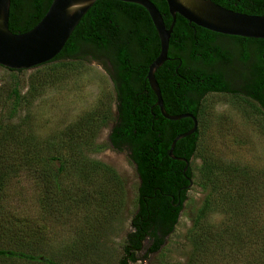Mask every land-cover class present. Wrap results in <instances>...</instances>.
Masks as SVG:
<instances>
[{
	"label": "trees",
	"instance_id": "1",
	"mask_svg": "<svg viewBox=\"0 0 264 264\" xmlns=\"http://www.w3.org/2000/svg\"><path fill=\"white\" fill-rule=\"evenodd\" d=\"M150 1L168 28L171 17L165 1ZM211 1L237 13L264 17V0ZM50 2L10 0L9 30L13 33L30 30L44 16ZM226 38L176 16L169 39L168 59L155 72L166 113L190 114L197 121L196 132L179 140L173 150L174 157L188 162L185 172V163L169 158L168 151L173 139L190 130L193 122L190 118L166 120L155 106L156 98L148 86L146 74L148 66L159 54V41L142 7L112 0L95 2L76 25L61 52L44 64L65 59L86 60L80 42L88 41L98 50L111 53L109 59L113 74L110 68L105 70L113 83L114 116L109 119L105 103L102 102L95 120L83 123L86 135L80 137L79 141L89 147L95 135L93 129L111 120L109 148L127 157L138 178L136 210L123 239L117 264L136 263L144 245L146 253H157L173 232L194 178L189 163L198 151L202 99L209 94L229 95L251 107L257 106L264 117V40L234 36ZM237 67L240 69L236 70ZM47 77L33 78L30 85L35 88ZM8 92L6 112L11 119L27 105V100L16 83L9 87ZM2 121L4 119H0V264H60L57 256L47 250L51 242L43 227L45 220L39 217L40 213L43 215L39 198L34 203L33 214L14 212L10 208L13 200L8 188H12L13 178L24 169V164L33 165L44 174L46 189L53 196L52 203L56 208L61 212L71 208L68 201L77 207L78 201L70 198L68 190L60 184L67 164L65 160L68 159L38 154L39 145L32 144L35 139L31 134L19 136L15 129L13 133L9 132L10 126L5 124L3 127ZM6 133L8 136H5ZM79 141L73 139L69 147ZM78 148L70 149L69 154L77 155ZM88 163H84V167ZM53 164L56 165L54 172ZM91 166L92 174L96 175L101 170V176L107 175L100 203H94V206H98L100 212V206L105 208L109 197L113 196L115 213L123 196L119 177L102 164L93 161ZM197 174L198 185L209 187L213 193L219 194L223 201L221 207L225 212L228 210L229 215L226 223L214 227L204 222L202 211L198 213L200 216L193 220L186 234L191 252L185 264H207L210 258L212 262L208 264H264V233L256 235L246 227L252 202L246 204V213L243 214L241 210L244 201H247L244 199H251L255 194L252 189L256 188L258 198L264 192V183L257 186V172L250 174L246 170L215 162L208 156H201ZM89 179L93 181L94 178ZM247 189L250 190L248 197ZM207 200L205 205L208 204ZM49 208L48 204L47 210ZM98 217L103 218L98 214L94 220ZM81 242L79 239L78 244L81 245Z\"/></svg>",
	"mask_w": 264,
	"mask_h": 264
},
{
	"label": "rangeland",
	"instance_id": "2",
	"mask_svg": "<svg viewBox=\"0 0 264 264\" xmlns=\"http://www.w3.org/2000/svg\"><path fill=\"white\" fill-rule=\"evenodd\" d=\"M106 62L101 64L89 57L82 61L65 59L20 73H10L0 67V119H4L3 127L5 124L10 126L9 132L13 133L15 129L19 136L31 134L35 139L32 144L39 145L40 155L64 156L68 159L65 160L67 164L60 184L68 190L70 198L78 201L77 207L67 200L71 208L62 212L56 208L52 203L53 196L46 189L44 174L33 165L24 164V169L13 178L12 188H8L13 200L10 208L14 212L33 214L34 203L39 198L43 208V215L40 213L39 217L45 220L43 227L51 242L47 250L57 256L60 264H117L123 239L136 210L138 178L127 157L109 148L107 137L112 127L111 120L93 129L95 135L89 147L79 141L80 137L86 135L83 123L95 120L103 103L109 119L114 116V89L105 70L109 68ZM41 76L48 77L35 88L30 85L33 78ZM15 83L21 95L26 96L27 105L10 119L6 112L9 104L7 97L9 87ZM199 123L198 151L189 163L194 178L177 224L165 239L162 249L148 254L144 245L134 264H185L191 252L186 234L193 220L200 216V211L207 225L215 227L226 223L229 212L221 207V196L213 193L209 187L198 185L197 169L201 156H208L215 162L246 170L250 174L257 172V186L264 183V117L257 106L251 107L229 95L209 94L201 101ZM73 139L79 142L69 147ZM74 148H78V154H69V150ZM93 161L109 167L121 181L122 203L116 207L115 213L113 196L106 202V209L101 205L99 212L98 206H94V203H100L107 175L101 176V170L96 175L92 174ZM84 163H88L87 167H84ZM55 168L53 164V172ZM89 178H94V183ZM252 192L255 194L250 199L247 198L250 190H246L247 199L244 200L247 201H244L241 210L243 214L246 213V204L252 202L246 227L260 235L264 233V192L259 194L260 198L257 197L256 188ZM205 200L208 201L207 205ZM48 204L50 208L47 210ZM98 214L103 218L94 220ZM79 239L81 245L78 244ZM210 259L207 264L212 262Z\"/></svg>",
	"mask_w": 264,
	"mask_h": 264
},
{
	"label": "water",
	"instance_id": "3",
	"mask_svg": "<svg viewBox=\"0 0 264 264\" xmlns=\"http://www.w3.org/2000/svg\"><path fill=\"white\" fill-rule=\"evenodd\" d=\"M99 0H51L44 16L30 30L13 33L9 30L10 0H0V67L7 70L24 71L44 65L53 60L63 49L71 33L81 18ZM135 4L148 14L157 33L159 54L148 66L146 80L156 98L155 106L161 116L169 121L190 118V130L177 135L171 142L168 157L185 163L173 156L175 144L197 130V121L190 114L169 115L161 99V92L155 79L156 70L168 59L169 39L176 16L183 18L204 30L224 35L248 39L264 40V17L237 13L225 9L211 0H164L171 24L167 28L163 18L150 0H112Z\"/></svg>",
	"mask_w": 264,
	"mask_h": 264
},
{
	"label": "flooded vegetation",
	"instance_id": "4",
	"mask_svg": "<svg viewBox=\"0 0 264 264\" xmlns=\"http://www.w3.org/2000/svg\"><path fill=\"white\" fill-rule=\"evenodd\" d=\"M223 36L224 39H227L226 37H229V36H224V35H221ZM231 37V36H230ZM80 49H81V52H83V54L86 56V57H89L91 58L93 61L95 62H98L99 61L101 62V64L103 63V61H107V65L108 67L110 68V71H111V74H113V67L111 66V62H110V56H111V53L106 50H98L97 47L91 45V43H89L88 41L87 42H80ZM108 76H109V73H107ZM110 78V76H109ZM111 80V78H110ZM112 82V81H111ZM113 84V83H112ZM109 133H110V130H109ZM109 136V134H108ZM107 140H108V137H107Z\"/></svg>",
	"mask_w": 264,
	"mask_h": 264
}]
</instances>
